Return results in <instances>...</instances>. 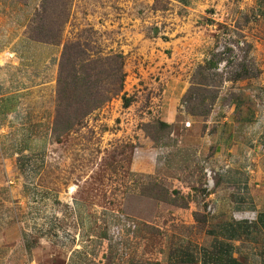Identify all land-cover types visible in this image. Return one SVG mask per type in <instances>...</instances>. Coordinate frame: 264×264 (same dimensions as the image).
Returning <instances> with one entry per match:
<instances>
[{"label": "rangeland", "instance_id": "rangeland-1", "mask_svg": "<svg viewBox=\"0 0 264 264\" xmlns=\"http://www.w3.org/2000/svg\"><path fill=\"white\" fill-rule=\"evenodd\" d=\"M224 1L221 6L217 0H40L29 23L30 33L58 37L62 52L65 44L79 42L91 59L121 53L125 81L118 95L65 132L54 127L59 72L55 95L40 94L32 87L30 95L14 96L21 87H0V204L8 202L13 213L4 211L0 219L6 222L13 216L20 222L32 255L38 249V264H61L63 249L81 245L76 249L82 250L89 245L83 236L89 231L78 226L83 221L92 223L95 232L105 223L111 243H118L123 229L126 232L134 221L135 227L152 233L154 248L153 242H147L152 246L148 252L154 253L157 246L160 253L165 244L172 264L213 251L215 225L222 217L216 191H222L221 176L228 163L215 160L213 144L206 152L177 149L180 125L168 124L160 115L166 79L177 72L161 73L151 67L159 61L153 49L162 47L159 42L171 41L185 51L175 54L180 58L177 71L190 80L181 100L184 114L191 109L203 115H190L207 117L220 98L228 109L243 92L239 83L243 80L256 83L251 84L252 94L244 96L254 97L263 108L264 6L258 8L257 0ZM201 3L210 6L202 8ZM245 73L247 77H237ZM182 117V128L189 127L185 123L189 119ZM261 125L262 118L243 128V140L262 135ZM161 146L173 147L177 154L164 172L177 181L166 182L148 173L149 158L137 153ZM253 154L252 150L246 153L250 160L246 167L252 164ZM158 165L162 168L159 161ZM223 190L230 194L227 185ZM190 206L204 220L191 222L186 218L190 211L180 212ZM232 208L231 203L222 204L225 217L235 221ZM153 216L169 222L168 233L147 226L144 219ZM252 230L250 240L239 244L242 263L261 264L255 261L260 236Z\"/></svg>", "mask_w": 264, "mask_h": 264}, {"label": "crops", "instance_id": "crops-1", "mask_svg": "<svg viewBox=\"0 0 264 264\" xmlns=\"http://www.w3.org/2000/svg\"><path fill=\"white\" fill-rule=\"evenodd\" d=\"M217 1L221 6V3L225 2L224 0ZM208 3L207 5L201 3L200 6L208 8L210 6ZM257 4L258 8H262L264 0H257ZM39 6L40 0H0V73H3L0 77V87L3 84L10 86L9 89L21 87L22 89L14 90L16 92L12 93L14 96L30 95L32 87H36L40 94L50 92V95H55L62 46L32 38L28 30L29 23ZM263 10H260V12H263ZM203 12L205 14L203 18H206L208 14L205 9ZM158 44L162 47L160 49L153 47V49L158 52L159 61L151 67V70L160 69L162 73V71L168 69L174 72L175 69L177 72V74L175 73L166 79L160 108L162 121L174 126L180 125L182 132L178 134V148H176L180 151L196 152L199 149V152H206L209 144H213L216 155L215 160L220 161V163L224 161L228 163L226 174L221 176L223 181L220 183V189L222 188V191H216L215 202L222 217L215 225V239L211 246L213 251L208 252L207 250V253H204L203 256L199 254L196 259L188 257L180 259V261L182 264H212V262L217 264H251L242 263L245 260L241 259L242 254L240 253L239 244L245 242V240H250L249 237L253 236L251 235L253 233L252 229L255 228V232L257 231L256 236H260L258 239L261 240L258 247L259 253L256 254L258 257L255 261L264 264V106L262 108L260 106L261 102L257 103L254 97L251 99L250 95L244 96L252 94L251 90L254 89V86L251 84L256 83L254 81L248 83L247 80L239 82L244 86L241 88L243 92L241 91V95H236L237 97L235 96L231 100L228 109L224 104V99L220 98L207 117L202 116L200 118V116L184 114L180 110L182 107L181 100L189 88L190 80L184 72L177 71L180 58L178 59L175 54H184L185 51L182 53V49L171 41L163 43L165 45L161 42ZM163 64H166L165 68H163ZM182 70L185 69L182 67ZM239 91L240 88L237 92ZM18 92L22 94H18ZM9 98H6L5 101ZM258 99L262 101L261 97ZM250 103L257 104L251 105ZM262 103L264 104V102ZM182 115L189 119L185 121V123H191L189 127L182 128L184 123ZM261 118L262 135L256 137V134H254L252 137H248L247 140H243V128L251 127ZM211 127H214V129H211ZM176 148V152H179ZM148 149L137 152L140 158H149L150 161L146 162L148 164L146 167L148 168L147 172L154 174L159 180L177 181L175 175H170V177L164 174V172H168L170 159L173 155L175 157L177 155L172 151L174 148L161 146L153 152ZM249 150L254 151L251 159V169H248L245 165L250 161L249 158H246V153ZM158 161L162 164V168H159ZM226 185L229 187L230 194L228 190H223V186ZM75 203L76 210L81 212L80 203L78 201ZM223 203H231L232 211L257 210L259 218L257 222L252 224L235 219L236 222L232 221L231 217H225L224 212L226 211L222 209ZM4 206L6 207L4 208ZM7 206H9L8 202L0 204V215L4 211H7L6 214L13 215L11 205L8 208ZM189 211L191 212L190 215ZM180 212L188 213L186 218H190L191 222H194V218L197 221L195 215L199 211L194 206H190L188 210L182 209ZM5 220L6 222H2L0 219V263L38 264V249L32 255L33 250L30 247V241L26 239L29 236L23 232L22 225H19L20 222H16L13 216L7 217ZM144 220L149 228L163 229L166 233L169 231L170 224L167 220L159 221V218L156 219L154 216L151 219ZM144 220L140 223L137 222V224L141 225ZM199 220H204V218ZM79 223L78 226H82L81 230L89 231L87 234H83L88 239L89 245H83L82 250L76 249V247L80 248L81 245H77L75 248L71 247L70 250L63 249L66 252L60 257L62 258L60 259L62 260L61 264L174 263V261L168 259V249L165 244L162 246L160 253H158L160 247L157 246L154 253L148 252L152 249V246L149 245L153 242L151 239L152 233L143 231L142 226L140 228L135 227L134 221H132L131 226L126 228V232L123 229L124 234L122 233V239L120 238L118 243L108 241V227L105 223L101 225L98 232H95L92 223L88 224L84 221ZM206 223L207 220L205 225ZM91 226L92 228H90ZM42 240L39 239L38 243L43 242ZM99 243L105 244L101 250L95 248ZM145 246L147 250L144 251ZM56 248L59 253H62V248ZM247 259L249 260V257ZM196 260L198 261L196 262Z\"/></svg>", "mask_w": 264, "mask_h": 264}, {"label": "trees", "instance_id": "trees-1", "mask_svg": "<svg viewBox=\"0 0 264 264\" xmlns=\"http://www.w3.org/2000/svg\"><path fill=\"white\" fill-rule=\"evenodd\" d=\"M30 34L36 40L52 44L60 40L58 37ZM123 58L121 53H115L91 59L81 43L65 44L59 65L58 107L54 121L56 130L59 128L64 132L68 131L123 90L125 81ZM247 76V73L237 75L238 78ZM198 85L205 86L201 83ZM188 111L192 115H203L191 109ZM196 219L199 220L198 213Z\"/></svg>", "mask_w": 264, "mask_h": 264}, {"label": "built area", "instance_id": "built-area-1", "mask_svg": "<svg viewBox=\"0 0 264 264\" xmlns=\"http://www.w3.org/2000/svg\"><path fill=\"white\" fill-rule=\"evenodd\" d=\"M187 126H190L191 123L190 122H186ZM248 169H251V165L247 166ZM227 168H228V164H227ZM209 209H212V206L209 207ZM233 217L235 218V220L237 221H246L247 223H255L257 222L258 218H259V212L257 210H241V211H236L234 212Z\"/></svg>", "mask_w": 264, "mask_h": 264}]
</instances>
